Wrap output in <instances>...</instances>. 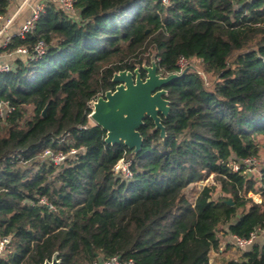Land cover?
<instances>
[{
	"label": "trees",
	"instance_id": "16d2710c",
	"mask_svg": "<svg viewBox=\"0 0 264 264\" xmlns=\"http://www.w3.org/2000/svg\"><path fill=\"white\" fill-rule=\"evenodd\" d=\"M74 6L69 15L45 0L34 27L0 48L15 57L0 72V100L14 107L0 116V235L10 238L0 264H43L54 253L61 264L113 255L135 264H211L221 225L230 237L262 231L239 259L223 264H264V193L258 203L247 196L264 184L231 168L260 159L264 0ZM8 7L0 0V14ZM39 40L46 44L41 57L14 53L33 51ZM151 55L164 75L182 71L180 57L197 58L200 71L188 68L165 86L164 138L145 117L139 152L106 144L89 101L114 89V72L150 64ZM47 148L78 151L55 164ZM120 159L130 162V179L114 173ZM209 175L222 195L215 199L216 186L205 184L190 199L185 189ZM260 176L264 182V162Z\"/></svg>",
	"mask_w": 264,
	"mask_h": 264
},
{
	"label": "water",
	"instance_id": "95a60500",
	"mask_svg": "<svg viewBox=\"0 0 264 264\" xmlns=\"http://www.w3.org/2000/svg\"><path fill=\"white\" fill-rule=\"evenodd\" d=\"M188 68L194 67L187 65L181 72L164 75L157 71L155 57L152 56L150 64L137 65L133 71L123 69L114 72L111 78L115 83L114 89H108L89 101V117L105 131L104 142L111 145L123 143L133 153L139 152L143 143L139 128L145 117L153 121L155 129H159L160 136L164 138L161 116H167L170 110L165 86ZM141 70L145 72L144 76ZM42 114L45 115V108ZM220 194V191L216 192L214 198ZM227 203L232 204L231 199H227ZM43 264H61V260L54 253Z\"/></svg>",
	"mask_w": 264,
	"mask_h": 264
},
{
	"label": "built area",
	"instance_id": "2783aa9c",
	"mask_svg": "<svg viewBox=\"0 0 264 264\" xmlns=\"http://www.w3.org/2000/svg\"><path fill=\"white\" fill-rule=\"evenodd\" d=\"M27 0H23L22 4L14 10L11 14H0V48L5 47L11 38L14 35H17L18 37L22 38L24 35L30 31L35 24V20L38 18L40 11L43 8V3L38 2L36 3L30 15L25 18V20L18 26V28L15 31L11 30V27L13 25V21L18 14V11L20 10L21 6L26 2ZM59 7H61L67 14L74 15L75 13V6H74V0H55ZM164 2H167L168 0H163ZM46 51V44L43 40H39L35 43L33 46V51H30L25 46L17 47L16 50H14L15 54H22L28 58H37L41 57ZM184 64H187V61L180 57L178 60V65L180 68H183ZM12 64L5 61L4 59L0 58V72H8L12 69ZM96 99V98H94ZM14 107L9 104L6 100H0V116L4 117L8 112L13 110ZM78 151L76 148H71L68 153H63L62 151H54L50 148L45 149L44 156L48 158V160L54 162L55 164L61 163L67 155L69 154H75ZM130 162L128 160L120 159L113 167V171L116 175H119L123 178L130 179L133 174L131 170L129 169ZM257 164V158L255 157H247L242 158L240 160H237L233 163H231V168L233 170H243L244 172H247L249 175H252V173L255 171V167ZM262 193H264V189L258 192L259 198L258 200H255V202H260L262 198ZM42 202H46L45 200H42ZM262 232L261 230L257 229L256 231H253L250 233L249 238H242L236 235H232L230 238L233 242V246L238 247L242 251L247 250L250 248L253 240L257 237L258 234ZM10 238L8 236H1L0 235V255L3 254L6 245L9 243ZM92 264H135L132 259L122 260L118 255L110 256L102 261H95Z\"/></svg>",
	"mask_w": 264,
	"mask_h": 264
},
{
	"label": "rangeland",
	"instance_id": "374dc122",
	"mask_svg": "<svg viewBox=\"0 0 264 264\" xmlns=\"http://www.w3.org/2000/svg\"><path fill=\"white\" fill-rule=\"evenodd\" d=\"M36 2V1H35ZM34 2V3H35ZM153 55H151L152 57ZM0 58L4 59L5 61L13 64L15 61V57L11 52L2 49L0 50ZM151 59V58H150ZM192 65L195 69L200 71V64L199 60L195 57L189 59L187 61V64H184L183 66ZM183 67V68H184ZM258 141L261 145L260 148V159H257V164L255 167V171L252 173L251 176H253L256 180V186L259 187L260 185L264 184L261 180L260 176V169L262 168V162H264V137L258 136ZM43 156V155H42ZM62 162V161H61ZM215 185V193L219 191V186L215 182L212 175H209L207 178L199 180L193 184H190L186 189L185 193L190 199H193L197 193L201 190V188L205 185ZM214 193V195H215ZM258 192L249 191L247 193V196L251 197L253 201L257 200ZM222 195V194H220ZM219 195V196H220ZM226 225H221L219 231L217 232L218 238H219V245L218 249H212L209 254V260L211 264H223L224 261L232 258L239 259L242 256L243 251L239 249L236 246H233L229 234L225 230ZM262 235V234H261ZM260 236L257 235V237Z\"/></svg>",
	"mask_w": 264,
	"mask_h": 264
},
{
	"label": "crops",
	"instance_id": "0c3cea01",
	"mask_svg": "<svg viewBox=\"0 0 264 264\" xmlns=\"http://www.w3.org/2000/svg\"><path fill=\"white\" fill-rule=\"evenodd\" d=\"M36 1V2H35ZM45 0H27L20 8V10L18 11V14L16 15L14 21H13V25L11 27L12 31H15L18 26L25 20V18H27L31 11L33 6L38 3V2H44ZM23 0H9V7L7 10V14H11L12 12H14V10H16V8L18 6H20L22 4ZM35 2V3H34Z\"/></svg>",
	"mask_w": 264,
	"mask_h": 264
}]
</instances>
